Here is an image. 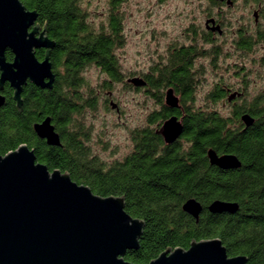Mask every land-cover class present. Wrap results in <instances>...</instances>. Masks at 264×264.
I'll return each mask as SVG.
<instances>
[{
  "label": "trees",
  "instance_id": "16d2710c",
  "mask_svg": "<svg viewBox=\"0 0 264 264\" xmlns=\"http://www.w3.org/2000/svg\"><path fill=\"white\" fill-rule=\"evenodd\" d=\"M20 1L27 10L39 14L38 25L57 43L51 58L56 80L52 90L29 83L22 95V109L13 99V89L6 84L2 92L6 105L0 109V154L5 157L26 145L35 152L37 162L50 172L67 173L74 182L89 187L102 198H123L126 212L144 223L139 249L125 256L129 263L150 264L168 250L187 251L195 242L219 239L229 257L246 256L248 264H264V114L252 111L255 123L250 128L243 125L240 117L227 118L208 112L187 117L186 150H180L172 162L165 152L159 159L145 158L139 164L131 161L127 168L116 163L109 173L93 167L96 180L80 176L70 162V153L76 147L74 129L86 126V115L95 116L101 104L110 110L106 100L115 93L122 78L113 55L122 40L120 23L112 22L108 33L104 28L96 31L83 0ZM92 41L107 48L106 51H75L93 46ZM36 55L40 61L44 60L43 51H37ZM7 58L12 61L14 56L8 52ZM97 61L104 66L102 72L109 80L95 87L84 74ZM159 71L165 73L164 68ZM150 86L154 99L163 104L170 85L160 79ZM216 103L211 97L206 105ZM48 117L60 135L61 148L48 146L34 131V126ZM165 119V114L149 115L142 134L153 137V126ZM142 145L145 153L150 154L154 146L163 145V140L151 138ZM210 149L219 155L236 156L241 168L223 171L211 166L207 156ZM127 169L129 175L125 173ZM190 199L198 200L204 208L198 222L182 209ZM218 200L239 204V212L209 213L208 207Z\"/></svg>",
  "mask_w": 264,
  "mask_h": 264
},
{
  "label": "water",
  "instance_id": "95a60500",
  "mask_svg": "<svg viewBox=\"0 0 264 264\" xmlns=\"http://www.w3.org/2000/svg\"><path fill=\"white\" fill-rule=\"evenodd\" d=\"M38 18L20 0H0V109L6 105L2 94L6 84L13 89L19 109L29 83L42 90L54 87L51 55L56 43L37 24ZM42 49L46 52L40 61L36 52ZM8 52L14 56L12 61ZM129 83L136 88L146 86L138 78ZM166 103L178 107L172 90L166 93ZM111 106L118 107L113 102ZM242 122L250 128L255 119L244 115ZM183 130L177 118H171L160 133L172 144ZM34 131L48 146L62 147L50 117L36 124ZM207 156L210 165L221 170L242 166L231 154L219 155L210 149ZM182 209L197 222L204 212L196 199L186 201ZM239 210V204L219 200L208 207L213 215H236ZM143 228L142 221L126 212L123 198H102L69 174L50 172L28 146L5 157L0 154V264H132L125 256L139 249ZM150 264H248V258L229 257L222 241L214 239L195 242L187 251L168 250Z\"/></svg>",
  "mask_w": 264,
  "mask_h": 264
},
{
  "label": "flooded vegetation",
  "instance_id": "af4514ba",
  "mask_svg": "<svg viewBox=\"0 0 264 264\" xmlns=\"http://www.w3.org/2000/svg\"><path fill=\"white\" fill-rule=\"evenodd\" d=\"M88 2L85 9L93 28H96V31L104 28L105 33H108L111 23L117 21L120 23L122 39L128 0H105L102 10L97 12L93 9L94 0ZM157 2L155 10L166 13L164 23L168 28L165 26L163 31H158L157 26L153 32L150 31L151 27L142 31L143 34L149 31L150 47H153L149 68L145 71L138 68V71L133 72L123 70L116 53L121 49L123 39L120 46L114 48L113 55L116 56L122 71V78L117 86L124 88V91L144 93L153 102L149 115H166L167 119L153 126L155 135L151 137L160 138L163 145L154 146L150 154L145 153L143 141L151 139L142 134L148 124L147 120L139 125L134 122V127L125 123V111L120 101L111 94L106 100L110 108L108 112L116 115L118 123L115 125L122 132L124 142L117 148H110L108 129L97 128L94 123L89 122L86 115V126L74 129L76 133L73 143L76 147L70 153V162L80 176L96 180L93 167L109 173L116 163L127 168L131 161L139 164L145 158L159 159L165 152L172 162L180 150H186L184 119L187 117L201 116V113L207 112L227 118H242L247 114L253 117L252 111L257 115L264 114V0H183L176 4L182 8H176L174 11H166L171 5L169 0ZM154 24L155 21L151 26ZM92 45L75 51L79 53L88 50L86 53H92L107 49L94 41ZM56 49L57 43L52 53ZM41 51L44 54L46 52L45 49ZM90 65V68L109 80L108 76L103 74L104 66L100 65L99 61ZM163 68L164 74L159 71ZM135 78L143 79L146 86L136 88L129 83ZM160 79L170 85L165 91L163 104L154 99V91L150 86L151 83H158ZM169 90H172L178 99L176 108L166 103V93ZM211 97H214L217 103L207 106V99ZM112 102L118 105L116 109L111 107ZM171 118H177L184 130L174 143L167 144L160 130ZM105 153L108 157H104ZM129 172L127 169L126 175H129Z\"/></svg>",
  "mask_w": 264,
  "mask_h": 264
},
{
  "label": "rangeland",
  "instance_id": "374dc122",
  "mask_svg": "<svg viewBox=\"0 0 264 264\" xmlns=\"http://www.w3.org/2000/svg\"><path fill=\"white\" fill-rule=\"evenodd\" d=\"M89 0H83V6L87 9ZM91 1V0H90ZM105 0H94V11L102 10ZM158 0H128L125 6L126 18L123 22L124 34H123V45L121 49L117 50V57L119 63L125 72L138 71V68L146 70L149 68L153 55V47H150V35L144 31L150 28L153 32L158 26V31L165 29L166 23H164L166 13L158 12L157 8ZM183 0H169L170 6L166 8V11H174L176 8L181 9L182 6L177 7ZM156 11V12H155ZM153 18V19H151ZM155 21V24H153ZM155 26V27H154ZM168 27L166 26V29ZM155 56V55H154ZM85 78L92 84V86H98L100 83L106 80L104 75L95 69H88L84 74ZM114 96L116 100L120 101L121 107L125 111V123L127 122L130 126L134 127V122L144 124L150 114L152 108V101L145 96L144 93L137 94L132 91H124V88L115 86ZM89 122L101 129L107 128L110 134L111 144L110 148L114 149L119 147L124 141L121 137V131L116 127L118 120L116 115L108 112L106 108L101 104L97 114L94 116L87 114ZM104 157H108L107 153Z\"/></svg>",
  "mask_w": 264,
  "mask_h": 264
}]
</instances>
